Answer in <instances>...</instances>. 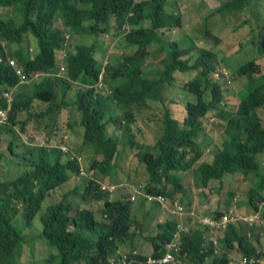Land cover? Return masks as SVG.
Wrapping results in <instances>:
<instances>
[{"label": "trees", "instance_id": "1", "mask_svg": "<svg viewBox=\"0 0 264 264\" xmlns=\"http://www.w3.org/2000/svg\"><path fill=\"white\" fill-rule=\"evenodd\" d=\"M251 1L256 5L260 0H231L209 17L240 13L251 7ZM10 8L13 15L7 11ZM182 19L183 15L175 6H169L168 0H0V109L7 106L4 93L11 92L12 98L8 120L0 127V133L16 131L22 144L21 136L28 140L22 153L15 152L12 142L5 153L19 172L11 178L0 177V264H15V254L19 255L22 245L35 237L43 238L55 249L41 264H151L149 258L159 257L177 230V205L183 203L189 210L193 204L192 198L183 201L190 189L184 181V174L189 171L193 187L206 190L204 197L213 192L210 187L214 182L223 186L228 175L248 177L253 173L256 183L249 188L246 199L239 193L238 199L236 191L229 190L226 202L208 207L206 214L218 219L229 212L231 200L235 199L236 204L248 206L250 213L259 211V217L264 219V162L260 159L264 155V124L258 115L264 108V74L255 61L235 69L229 55L220 53L218 65L214 52L205 48L198 54L199 48L187 37L174 42L164 38L174 30L181 31ZM57 21L60 27H56ZM205 26L208 29V24ZM103 35L115 38L111 45L118 47L117 53H111L112 46L106 44ZM75 36L83 42L75 44ZM259 37L253 42L259 53H264V33ZM154 44L165 56L153 71L147 72L145 65ZM11 61L15 66L10 65ZM223 68L240 74L238 79L246 78L234 108H228L225 102L229 87ZM16 70L28 82L21 83ZM62 72L63 77H58ZM188 72L195 75L178 85L180 97L168 98L165 89L176 86L178 77ZM29 83L31 89L26 92L23 87ZM188 95L194 100H187ZM155 102L164 108L163 133L150 147L139 142L133 125L135 111L150 108V103ZM170 103L185 108L182 123L173 117ZM72 109L76 114L73 120ZM209 115L225 124L222 147L211 162L203 160L205 143L211 137L202 125L211 118ZM62 125L70 130L79 128L82 146L89 147L92 153L90 168L84 167L82 156L75 152L80 141L70 145L71 149L68 144L61 145ZM110 125L120 128L121 135H109ZM34 131H47L41 137L42 144L34 143ZM51 133L55 134L54 144ZM121 146L137 153L146 167L144 191L165 194L170 201L173 216L157 223L154 234L148 225H144L148 233L141 231L143 238L151 242L152 253L137 252L134 246L121 249L122 244L134 243L138 232L131 227L134 223L141 227L143 220L133 217L130 197H109V192L117 191L116 183L95 179L96 174H103L115 181ZM3 160L4 153L0 151V163ZM196 163L199 164L195 166ZM83 174L91 176L88 189L104 200L103 220L88 208L70 213L69 197L78 189L64 193L60 200L47 202L49 194L73 175ZM155 202L148 203L152 207L158 205ZM151 207L144 211V219L152 214ZM236 214L231 212L232 219L225 227L201 222L184 231L179 260L187 264H231L235 257L230 251L235 250L237 258L255 257L259 260L255 264H264V250L249 240L250 233L256 234V222L250 223ZM34 221L39 224L37 235L26 234V228L38 226ZM208 229L211 234L224 232V252L219 253L207 237ZM256 239L259 242L260 236Z\"/></svg>", "mask_w": 264, "mask_h": 264}, {"label": "rangeland", "instance_id": "2", "mask_svg": "<svg viewBox=\"0 0 264 264\" xmlns=\"http://www.w3.org/2000/svg\"><path fill=\"white\" fill-rule=\"evenodd\" d=\"M229 1L231 0H168V5L175 6L177 8V12L183 15V28H181V31L174 30L173 33H168L163 36L167 40L169 39L171 42H174L176 39H183L187 37L191 41V44L194 43L195 45H197V48H199V50L197 51L198 54H200L201 49L205 48L214 52L218 65L219 62H221L220 53H223V55H229L228 58L231 60L230 63L235 67V69L238 68V66L242 63L248 64L251 61H255L256 65H260L261 71L264 74V53H259L253 42L255 38H258L260 40L259 35L264 33V0H260L256 5L254 1H251V7L245 9L240 13L225 12L223 15H218L212 18L209 17L210 13L216 11L222 4ZM7 11L8 13L11 12V15L14 14V12H12L14 10H12L11 8ZM205 18L208 19L210 24ZM15 20L18 21L19 17H15ZM58 22L59 21L55 23L57 24L56 27H60L61 25ZM205 24H208V29L206 28ZM206 30H209L208 34L206 33ZM253 30L255 33H252ZM254 35H256V37ZM76 37L77 36H75V39H73L75 44H80L83 42L82 38ZM102 37L106 39L107 45L110 44V46H112V48L110 49L111 53H117L118 47H116V45H111L115 44V38L111 36L106 37V35H103ZM261 41H264V38H262ZM158 47V44H154L150 48V56L148 57L147 65H145V69L147 70V72L153 71L154 67H157L160 61L165 56V54H161L157 51ZM57 57L61 60L62 55L58 53ZM222 70L226 75L224 78L226 87H229V92L226 93L225 102L227 103L228 108H234V106L236 107L238 105V93L241 90V85L246 80V78L243 77L241 79H238L240 77V74L235 73L234 75L230 70L224 68ZM63 74V72L59 73L58 77H63ZM194 75L195 73L189 72L181 74V78L178 77L179 82L177 81L176 86H170L169 89H165L164 93H166V96L168 98H175V95H179L178 97H176V99H178L182 93L180 90L181 87L178 85H182L192 80ZM237 79L238 81L235 82V80ZM23 89L26 92L30 91L31 83L24 85ZM16 90H13V92ZM187 100L193 101L194 98L193 96L188 95ZM169 106L170 110L172 111L173 117L178 119L182 123L184 117L186 116V111L183 105L178 103H170ZM163 113V105L158 102L150 103V108H144L142 110L138 109L135 111L136 124H134L133 127L136 130L135 134L138 135L140 143L149 145L150 147L156 144L158 138L163 133ZM209 114H213V112ZM258 115L262 123L264 124V108L259 110ZM70 116L72 120L75 119L74 117L76 116V114L74 109L70 110ZM209 116L211 118L204 120L202 127L205 133H208L210 135L212 141H209V139L206 138L209 143H205L206 148L204 150L205 155L203 160L211 162L214 159V153L222 147V135L225 130V124L224 121L221 122L217 119L215 120L213 116ZM43 126L44 125H41L40 127ZM59 131L60 134L62 133L61 135L64 136V140L61 143V145L63 146L65 144H68L69 147L70 145L73 147V145L79 144L78 142L80 141L81 146L79 150L74 151L76 152L78 157L82 156V164L84 165V167L86 169L90 168V159H92V153L89 147L82 146V134L81 139L79 140V128L75 127L70 130L66 127H63L62 125ZM36 132L34 131V136H37V138L33 137L34 143L42 144L43 140L41 139V137L47 131H39L37 132V135ZM108 134L115 136L121 135L120 128H116L114 125H110L108 128ZM61 135L59 136V139ZM51 136V143L54 144L56 140L55 134L51 133ZM20 138L23 139V144L28 142L26 136H21ZM0 139H3L0 151L4 153V160L2 163H0V177L2 179L11 178L19 172V169L17 165L7 157V146L9 142H12V145L15 148V152L18 154L23 152L24 147L16 131H3L2 133H0ZM119 149V164L116 172L114 173L115 181H112L110 178L104 176L103 174H96L97 178L95 177V179L98 181L100 180L103 182L108 181L116 183L117 191L113 194L109 192V197L116 199L119 197L124 198V196L129 197V194H131V192L133 193L136 185L142 183L145 184V181L148 178L146 167L139 161L137 153H135L129 147L125 146H121ZM260 159L264 162V155H262ZM198 164L199 163H196L195 166H197ZM86 169L84 170L85 173H87L88 171ZM90 179L91 176L86 174L79 176L73 175L68 182L57 188L55 192L49 194L47 202L60 200L64 193H70L71 191L78 189L77 192H72L70 194L69 199L72 201L71 202L69 200L72 204V210H70V213L75 214L78 208H89L95 211V214L99 219H105L106 217L104 215V212H102V209L104 207V200H99L94 195V192L88 189V183ZM184 181L191 190L187 187V189L189 190L185 195V198H183V201L186 202L191 198L193 199V204L189 208L190 212L189 210H187V206L184 205L186 214L185 221H183V226L186 230L197 226V223H199V218L197 215H201L200 221L203 223L204 219L206 217H209V215L206 214L204 206L206 208H213V206L218 205V203L226 202L225 197L226 193L229 190H235L237 195L239 193L242 198L246 199L249 188L254 186V184L256 183L255 175L253 173H250L248 177H244L242 174L228 175L223 181V186L221 183L214 182L213 187H210L214 189L213 192L209 197H204L206 195L205 189H202V191H200L198 187H193L191 171L184 174ZM198 191L200 192L198 193ZM239 195L236 196L238 199L241 198ZM135 196L136 200L132 202L133 217L136 220H143V223L144 221L149 220L148 224L146 223V226L148 225L147 228H150L153 231V234L158 231V228L156 226L157 223L163 221L165 222L168 217L173 216L170 210L171 206L168 205L167 207V203L158 205L154 204L152 207H150L152 208V214L154 213L155 216L159 214L158 218H155V220L153 218L151 220L149 218L144 219V211L148 209H145V204V207L142 206V203L144 202V200L142 202V197L145 199L146 203H148V201L141 193H136ZM219 206H221L220 208H224L223 205ZM231 206H235L237 215H244L248 217L252 215L250 213V211H252L251 209L249 211L246 206H240L236 204L235 199L231 200ZM254 220H257L252 221L256 222L255 224H257V226L254 227L256 234L250 233L249 240L253 242L258 249L262 248L264 250V219L256 217ZM34 222L38 225L35 228L36 230L34 228H32L31 230H28V228H26V234L30 235L32 233L35 236L37 235L39 224L38 221ZM19 224L21 225V223ZM134 224L136 225L137 223ZM145 232L148 233L147 230H145ZM212 235L213 237L210 238V241L213 240V243L218 249L219 253L224 252L226 250V246L221 241L224 232L221 230L215 231V233H213ZM257 236H260L259 242H257ZM143 239L140 238V241L142 242L141 244L137 243L140 247V250L152 253L151 243L145 238ZM19 251L20 254H15L14 257L15 264H41L42 260L47 259L50 256V254L52 253L51 251L55 252V249H52L43 238L41 239L39 237H35L33 241H29L23 244L22 248H20ZM231 254L238 255L235 250H232ZM262 258L264 259V257ZM49 264H54V262H50Z\"/></svg>", "mask_w": 264, "mask_h": 264}, {"label": "built area", "instance_id": "3", "mask_svg": "<svg viewBox=\"0 0 264 264\" xmlns=\"http://www.w3.org/2000/svg\"><path fill=\"white\" fill-rule=\"evenodd\" d=\"M10 65L15 66L13 61L10 62ZM16 74L19 76L21 83L28 82L26 77L19 70H16ZM103 74H104V71L99 76L100 80L103 79ZM4 95L5 97L8 98V100H7L6 108L0 109V127L3 126L8 120V114H9V111L11 108V102H12L11 92L4 93ZM103 188H106V187L103 186ZM135 195L136 194L131 195V200H136ZM145 197L149 202L156 201L161 204H166V197L162 194H149V193L146 194L145 193ZM177 208H178L177 213L182 215L184 212V207L178 204ZM235 209H236L235 206L230 207L229 212H226L220 215L218 219L210 218V216L206 217L204 219V224L213 225L216 227H225L227 223L231 221L232 219L231 212H236ZM237 217L240 219H246L247 221H250V222H252L256 218V217L251 218V217L244 216V215H237ZM257 217L259 218V215H257ZM181 231H186V229H184L182 220H178V229L174 234L173 240L166 244V250L164 254L160 257L149 258L148 262L151 264H166V263L167 264H185V263H181V261L178 258V252L181 249V245H180L181 234H182ZM258 261L259 260L255 257L241 256L238 259L236 258L233 259L231 261V264H255ZM112 264H115V263H112ZM123 264H126L125 261Z\"/></svg>", "mask_w": 264, "mask_h": 264}, {"label": "crops", "instance_id": "4", "mask_svg": "<svg viewBox=\"0 0 264 264\" xmlns=\"http://www.w3.org/2000/svg\"><path fill=\"white\" fill-rule=\"evenodd\" d=\"M60 63H61V61H60ZM66 137V136H65ZM119 185V184H118ZM144 187H145V184H137L136 185V187H135V189L133 190V193L131 192V194H142L144 197H145V193L147 194V192H145L144 191ZM139 190V191H138ZM143 192H145V193H143ZM130 195V194H129ZM162 195H164L165 197H166V203H167V207H168V205L170 204V201H169V199H168V197L165 195V194H162ZM146 198V197H145ZM147 200V199H146ZM148 201V200H147ZM149 202V201H148ZM155 203H157V204H161V203H158V202H155ZM142 204H145L146 205V207H145V209H147V208H149V206H151L149 203H145V202H143ZM180 204H183V203H180ZM184 205V204H183ZM173 206H174V203H173ZM244 206H246V205H244ZM230 207H232L231 206V204H230V206H229V208ZM247 208H248V206H246ZM204 208H205V211L207 210V208L204 206ZM89 209V208H88ZM90 210H92V209H90ZM165 214V213H164ZM251 218H253V217H257V215H259V211H254V212H251ZM158 216H159V214L158 215H156L155 217H153V219L155 220V218H158ZM198 216V222L201 224V221H200V219H201V215H197ZM149 217V219L151 220V218H152V215H150V216H148ZM140 218V217H139ZM185 219V218H184ZM149 221V220H148ZM148 221H144V223L142 224V226L141 227H139V226H135V225H132V227H131V230L132 231H136V232H138V233H136L137 235H135L134 236V243L131 241V242H128V243H126V245H124V244H122V245H120V247H121V249H123V248H131L132 246H134L135 248H136V251L137 252H145V251H143V250H140V247H139V245L137 244V243H142L141 241H140V238L141 239H143V236H142V233H141V231L142 230H146V227L144 226V225H146V223L148 222ZM188 221V220H187ZM197 225H199L198 223H197ZM212 232V231H211ZM211 232L209 231V229L207 230V237H209V239L211 238V237H213V235L211 234ZM144 234V233H143ZM133 240V239H132ZM144 240V239H143ZM148 241V240H147ZM133 243V244H132ZM151 243V242H150ZM119 249V248H118ZM230 255H234V257L236 258V259H238L237 257H236V255L235 254H231V251H230ZM234 258V259H235Z\"/></svg>", "mask_w": 264, "mask_h": 264}, {"label": "clouds", "instance_id": "5", "mask_svg": "<svg viewBox=\"0 0 264 264\" xmlns=\"http://www.w3.org/2000/svg\"><path fill=\"white\" fill-rule=\"evenodd\" d=\"M143 193H144V192H143ZM131 195H132V194L129 195L130 199H131ZM132 201H134V200H132ZM180 205H182V206L184 207V209H185V206H184L183 204H180ZM177 209H178V208H177ZM185 214H186V210H184V212H183L182 215L179 214V219H178V220H182V222L185 221V219H184V218H185ZM177 229H178V222H177ZM176 231H177V230H176ZM176 231H175V232H176ZM175 232H174V234H175ZM183 232H184V231H181V233H183ZM174 234H173V237H172V239H171L170 241L173 240V238H174ZM170 241H168V242H170ZM168 242H166V244H167ZM166 244H165V246H164V251L162 252V254H160V256H162V255L164 254V252H165V250H166ZM160 256H159V257H160ZM181 263H185V264H187V262H182V261H181ZM166 264H167V263H166Z\"/></svg>", "mask_w": 264, "mask_h": 264}]
</instances>
